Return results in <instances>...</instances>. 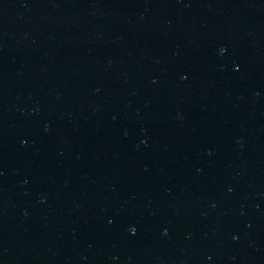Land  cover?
I'll return each mask as SVG.
<instances>
[{"label": "water", "instance_id": "1", "mask_svg": "<svg viewBox=\"0 0 264 264\" xmlns=\"http://www.w3.org/2000/svg\"><path fill=\"white\" fill-rule=\"evenodd\" d=\"M122 0H0V264Z\"/></svg>", "mask_w": 264, "mask_h": 264}]
</instances>
